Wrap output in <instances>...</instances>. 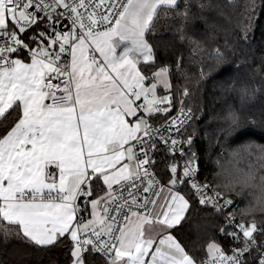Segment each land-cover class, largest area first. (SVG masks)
<instances>
[{
	"label": "snow or ice",
	"instance_id": "snow-or-ice-1",
	"mask_svg": "<svg viewBox=\"0 0 264 264\" xmlns=\"http://www.w3.org/2000/svg\"><path fill=\"white\" fill-rule=\"evenodd\" d=\"M161 7L175 11L179 0H0V120L15 114L14 126L0 134V225L14 226L0 229L5 238L37 247L65 240L71 264H88L97 253L106 264H197L172 230L193 197L218 213L234 201L215 189L209 195L211 185L196 180L194 137L172 138L187 134L180 130L191 110L181 108L162 129L149 122L172 110L171 95L157 94L161 85L171 88L168 67L151 75L141 68L155 63L146 34ZM176 16L189 21L187 2ZM258 20V13L249 18L246 42ZM149 80L156 82L146 86ZM223 119L229 134L241 128L235 110ZM160 139L183 160L169 165L167 185L149 171ZM242 147L264 161V145ZM254 179L246 173L245 185ZM260 181L264 192V175ZM219 233L240 246L226 250L214 238L199 264H264V241L256 239L264 227L255 220L236 223L229 213Z\"/></svg>",
	"mask_w": 264,
	"mask_h": 264
},
{
	"label": "trees",
	"instance_id": "trees-1",
	"mask_svg": "<svg viewBox=\"0 0 264 264\" xmlns=\"http://www.w3.org/2000/svg\"><path fill=\"white\" fill-rule=\"evenodd\" d=\"M186 2L191 18L185 23L176 11H183ZM179 4L175 11L159 9L146 34L155 63L142 64V71L151 75L162 66L168 67L171 88L166 91L159 87L158 91L171 95L174 104L181 103L192 110L189 131L196 134L202 175L221 192L232 194L245 218L264 227L260 181L264 169L256 171L264 161L258 159L257 149L250 154L242 147L250 141L264 145V0H179ZM257 13L254 37L246 42L249 18ZM229 109L237 112L241 123V128L232 134L223 119ZM153 118L158 121L162 116ZM253 120L255 124L249 123ZM14 123V113L0 120V134ZM169 158L165 150L157 152L153 170L162 184H167L171 176ZM249 172L255 173V179L245 185V174ZM184 190L188 191L187 185ZM223 223L220 213L193 197L186 218L172 234L199 264L207 255L209 242L215 238L225 243L219 233ZM3 227L14 226L3 222L0 229ZM256 237L264 241V235ZM70 251L71 245L65 240L55 247H37L14 234L5 238L0 230V264H71ZM86 258L88 264H106L100 253Z\"/></svg>",
	"mask_w": 264,
	"mask_h": 264
},
{
	"label": "built area",
	"instance_id": "built-area-1",
	"mask_svg": "<svg viewBox=\"0 0 264 264\" xmlns=\"http://www.w3.org/2000/svg\"><path fill=\"white\" fill-rule=\"evenodd\" d=\"M98 55V54H97ZM181 108H183L184 112L187 113L189 110H191L190 108L188 107H185L183 104L179 103V104H174L172 102V110L170 111V113L168 114H159L160 116H162V118L158 121L154 120V119H150V124L154 127V128H158V129H162L163 126L166 124L167 121L177 117L180 113V110ZM191 113H192V116H193V112L191 110ZM191 122V121H190ZM190 122L188 123V125L186 126V128H182L180 131L181 132H186L187 134L184 135V136H175L173 135L172 138H175V139H184V140H187L189 136H193L194 137V144H193V148H192V151H195L197 153V156H198V149L196 148V145H195V140H196V134L195 133H192L189 131V124ZM173 133H174V129L172 130ZM168 131L165 130V131H161L159 133V136L160 137H165V136H168ZM162 149V150H165V152H167V154H169V161H168V167L169 165L173 164V163H176V162H179V163H183V160L180 159V153H179V150H177L175 156H173L171 153H170V150L169 148L165 147L164 143H163V140L160 139L159 142L157 143L156 145V151L154 153H151V158L152 160L155 162V159H156V156H157V152ZM143 158V157H141ZM187 157H185L186 159ZM197 168H198V174L196 176V180L200 183V184H204V183H208L209 185H211V187L207 190L209 195H211L213 189H215L216 191H220L219 189H217L204 175H202L201 171H200V166H199V163H198V159H197ZM149 171L150 172H154L153 170V166L149 168ZM181 172H182V168H181ZM155 173V172H154ZM155 178L157 181L160 182V180L158 179V177L156 176L155 174ZM162 184V183H161ZM163 185V184H162ZM157 190H159V187L157 188ZM225 197L228 198V199H231L234 201L233 205L228 207L223 213H220L223 218L225 216H227L229 213H232L235 215V219H236V223H239L241 220L245 221V222H251L252 220H248L247 218H245L239 211V203L237 201V199L230 193H224ZM198 200V198H197ZM199 202V201H198ZM223 201H221L222 203ZM81 203V207H83V201L80 202ZM204 206V205H202ZM149 207L151 208L152 206L149 205ZM206 207H210L212 209H214L216 211V209L214 207H212L211 204L207 205ZM84 215V218L86 216V213L82 214ZM228 231H232V229H228ZM225 237V243L221 244L224 246V248L227 250L228 247L230 245L232 246H236V247H239L240 245L239 244H235L234 241H232L230 238H227L226 236ZM256 239L258 241H260L257 237ZM253 256H256V253L253 251L252 253ZM207 258V255L202 259H206ZM250 258V257H249ZM258 258V257H257Z\"/></svg>",
	"mask_w": 264,
	"mask_h": 264
},
{
	"label": "crops",
	"instance_id": "crops-1",
	"mask_svg": "<svg viewBox=\"0 0 264 264\" xmlns=\"http://www.w3.org/2000/svg\"><path fill=\"white\" fill-rule=\"evenodd\" d=\"M158 70V69H157ZM156 70V71H157ZM156 71H154V72H156ZM153 72V73H154ZM146 75V74H145ZM168 79V78H167ZM156 81H154V80H149L148 82H147V84H146V86H150L151 85V83H155ZM168 82H169V80H168ZM162 89H164V86L163 85H161L160 86ZM165 90V89H164ZM157 94L159 95V96H164V95H168L167 93H160L159 91L157 92ZM140 103H143V100H141L140 101ZM155 117V116H154ZM151 119H154V118H151ZM14 126V125H13ZM10 130V129H9ZM163 185H167V184H163ZM166 190V189H165ZM101 195L103 194V193H100ZM96 197L95 196H93V199H95ZM160 203H163V201L161 200L160 201ZM103 208V205H101V209ZM160 210V207H159V203L156 205V207H155V209H154V212H158ZM92 217H91V207H90V205H89V211H88V213H86V216H85V222H87V220H89V219H91ZM158 228H159V226H157L156 227V230L158 231ZM173 235V234H172ZM174 236V235H173ZM175 237V236H174ZM176 238V237H175ZM198 264V263H197Z\"/></svg>",
	"mask_w": 264,
	"mask_h": 264
},
{
	"label": "rangeland",
	"instance_id": "rangeland-1",
	"mask_svg": "<svg viewBox=\"0 0 264 264\" xmlns=\"http://www.w3.org/2000/svg\"><path fill=\"white\" fill-rule=\"evenodd\" d=\"M169 80V79H168ZM252 220V219H251Z\"/></svg>",
	"mask_w": 264,
	"mask_h": 264
}]
</instances>
